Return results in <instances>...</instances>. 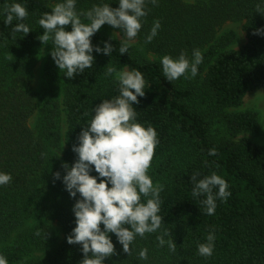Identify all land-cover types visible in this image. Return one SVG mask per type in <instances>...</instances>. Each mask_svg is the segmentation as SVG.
<instances>
[{"label": "trees", "instance_id": "trees-1", "mask_svg": "<svg viewBox=\"0 0 264 264\" xmlns=\"http://www.w3.org/2000/svg\"><path fill=\"white\" fill-rule=\"evenodd\" d=\"M50 2L65 0H0V172L12 176L9 184L0 185V255L10 263L23 260L22 264H80L84 258L82 245L67 242L76 226L72 208L80 194L73 198L65 189L62 163L72 165L77 159L72 146L79 143L96 105L120 95L119 81L115 73L106 75L107 69L125 66L140 71L145 80V95L133 107L136 121L157 133L148 175L163 186L158 213L163 222L156 232L137 235L129 256L116 235L109 233L116 254L106 257L104 264H264V145L234 139L243 131H258L259 119L256 112L227 111L239 106L247 91H264V35L253 34L264 29V14L257 12V5L264 10V0H156L155 4L145 0L147 15L132 39L137 46L129 44L128 53L120 54L123 40L108 30L127 38L105 23L91 41L101 48L105 41L111 43L112 53H97L94 47L92 67L71 79L55 64L49 41L42 74L45 87L37 99L29 76L39 59L38 37L45 31L38 21L51 12ZM13 3H21L28 16L5 25L4 7ZM103 4L116 8L119 0H75V9L87 12ZM81 20L90 23L83 16ZM156 21L157 35L145 43ZM227 21H243L246 42L237 49L227 47L233 33H218ZM21 22L30 28L26 35L13 33ZM195 49L203 56L198 74L168 81L161 58L176 59L183 52L191 62ZM61 85L67 123L64 149L57 100ZM32 115L35 125L29 126ZM219 125L226 134L214 133ZM57 171L61 179L54 180ZM213 172L226 180L230 195L226 200L217 198L214 214L208 215L202 203L206 197L192 195L191 176L199 180ZM90 174L101 179L94 166ZM146 200L141 197V202ZM165 229L172 235L164 239L176 243L175 252L167 244L159 246L157 236ZM209 233L215 236L213 254L204 257L198 254V245L207 243ZM142 249H147L146 260L139 259Z\"/></svg>", "mask_w": 264, "mask_h": 264}, {"label": "clouds", "instance_id": "clouds-1", "mask_svg": "<svg viewBox=\"0 0 264 264\" xmlns=\"http://www.w3.org/2000/svg\"><path fill=\"white\" fill-rule=\"evenodd\" d=\"M152 3L155 4L156 0ZM257 12L264 14L260 5H257ZM4 14L5 25H11L14 19L23 21L28 16L21 3L5 5ZM146 15L145 0H119L116 8L109 4L94 5L81 13L75 9V0H65L55 4L51 12H45L39 19L38 23L45 31L38 39L42 45L51 41V56L55 64L71 79L92 67L94 47L97 53H112L113 45L107 41L103 48L92 44V36L102 25L107 23L124 32L127 39L119 47L120 54H124L128 53L129 41L137 36L142 27L141 18ZM81 16L90 23L82 22ZM69 26L71 30H68ZM159 28L160 23L156 21L145 43L152 41ZM29 31L30 28L22 22L13 27V33L26 35ZM253 34L264 35V29H256ZM202 61L203 56L198 49L193 50L191 62L183 52L176 59L164 55L161 58L164 77L170 82L182 76L194 78ZM112 73H116L119 81L120 95L96 105L90 123L78 136L79 143L72 146L77 159L72 165L62 163L66 172L62 178L65 189L73 198L80 194L72 208L76 226L67 237L69 244L82 245L84 258L80 264H104L106 257L116 254L109 233H114L123 251L131 255L130 245L136 236L144 237L146 233L156 232L163 222V217L158 214L161 210L159 194L163 186L154 185L148 175L158 143L157 133L151 126L145 127L136 121L133 107L134 103H139L138 97L145 95V80L138 70L117 71L109 67L106 75ZM93 166L101 178L99 181L97 176L90 174ZM53 175L54 180L61 179L59 171ZM11 180L10 174L0 172V185H7ZM191 181L194 184L193 197H206L202 203L208 215L214 214L217 198L226 200L230 195L228 183L215 172L199 180L192 175ZM142 196L147 198L146 203L141 202ZM171 235L165 229L157 240L159 246L167 244L169 251L175 252L176 243L172 239H164ZM214 240V234L209 233L207 243L198 245V254L212 256ZM139 259H147V249L139 252ZM0 264H8L2 255Z\"/></svg>", "mask_w": 264, "mask_h": 264}, {"label": "rangeland", "instance_id": "rangeland-1", "mask_svg": "<svg viewBox=\"0 0 264 264\" xmlns=\"http://www.w3.org/2000/svg\"><path fill=\"white\" fill-rule=\"evenodd\" d=\"M185 2H194L196 0H184ZM50 5L54 6L55 4L50 2ZM113 36L118 39L126 40L125 38L120 37L118 32L114 30H108ZM230 32L234 34V40L227 46L228 48L237 49L242 46L246 42V34L243 29V21H227L225 22L221 28L219 29L218 33ZM129 44L137 46L134 40L129 41ZM46 52V45H41L38 49V62L30 71V85L32 89L36 92V97L39 99L40 94L43 92L45 87L44 79H43V66H44V56ZM145 55L149 59H153L154 55L150 52H145ZM117 71L127 70L125 66H117ZM116 76V73H115ZM57 100L60 106V121H59V128H60V135H61V148H65L64 138L66 133V114L64 110V106L62 104L63 100V93H62V85L57 89ZM39 102V101H38ZM227 111H248V112H256L259 119V129L256 132L252 131H243L236 136H234L235 140H239L241 138H246L252 141L255 144L264 145V91L262 89L247 91L243 98L242 102L237 107L228 108ZM36 115H32L29 118L28 124L29 126L35 125ZM214 133L216 135H224L226 134L224 127L219 125L216 129H214ZM228 135V134H227ZM154 184V183H153ZM156 185V184H154ZM15 234L10 242L11 245L16 240ZM1 248V246H0ZM23 260L17 262H8V264H22Z\"/></svg>", "mask_w": 264, "mask_h": 264}]
</instances>
